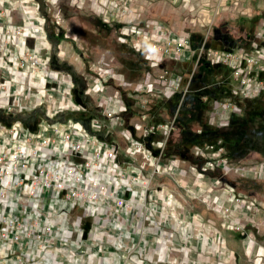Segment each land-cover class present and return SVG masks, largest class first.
<instances>
[{"label": "built area", "instance_id": "1", "mask_svg": "<svg viewBox=\"0 0 264 264\" xmlns=\"http://www.w3.org/2000/svg\"><path fill=\"white\" fill-rule=\"evenodd\" d=\"M46 23L36 1L0 0V264H109L122 254L142 264L136 254L144 251L146 231L158 215L163 222L172 215L161 210L172 206L174 194L159 180L183 172L184 160L163 157L201 59L226 73L220 84L230 95L200 97L210 108L208 125L220 129L240 111L241 100L264 95V45L214 50L205 37L193 49L189 34L137 20L119 30L118 42L151 68L163 60L190 63L188 75L156 79L147 72L132 85L97 62L83 82L54 63L65 54L48 39ZM257 39L264 43V31ZM131 88L137 99L179 95L175 113L164 123L146 121L121 95ZM205 150L196 155L206 160ZM221 153L187 170L224 183L209 174L229 172ZM263 173L261 166L256 175ZM222 187L224 200L246 214L261 210L234 186Z\"/></svg>", "mask_w": 264, "mask_h": 264}, {"label": "rangeland", "instance_id": "2", "mask_svg": "<svg viewBox=\"0 0 264 264\" xmlns=\"http://www.w3.org/2000/svg\"><path fill=\"white\" fill-rule=\"evenodd\" d=\"M55 2L47 3V37L65 55L63 62L54 63L61 64L60 67L68 72L74 69L78 79L83 82L88 81L89 68L97 62L109 64L116 74L124 76L132 85L141 82L147 72L156 79L162 76L170 78V74L182 77L188 75L190 63L163 60L158 68H151L141 55L118 42L119 30L137 20L141 23H161L175 33L189 34L193 49L199 47L205 37L206 47L214 50L251 49L264 45L257 39V35L264 31V0ZM203 62H207L205 57L201 59L191 80L189 94L194 99L192 109L185 113L180 109L178 112L176 129L167 142L163 159L184 160L199 167L205 159L196 155L198 151L206 149V160H210L212 152L220 148L229 172L213 170L209 174L220 177L224 183L234 186L237 192L256 200L261 210L254 215L249 214L245 224L253 233L250 238L264 242V173L261 177L256 175L264 166V95L241 100V109L231 115L229 124L220 129L212 126L214 129L206 131L202 142L195 132L202 130L210 108L201 104L200 97L205 95L219 99L230 95L229 87L220 84L225 71L199 70ZM121 95L127 100L129 109L136 111L135 114H145L146 121L158 123L171 118L178 105L175 101L179 103L180 99L179 95L167 99L159 92L137 99L133 96L132 88L121 90ZM142 100H146L144 105ZM159 181L166 183L167 178L160 177Z\"/></svg>", "mask_w": 264, "mask_h": 264}, {"label": "crops", "instance_id": "3", "mask_svg": "<svg viewBox=\"0 0 264 264\" xmlns=\"http://www.w3.org/2000/svg\"><path fill=\"white\" fill-rule=\"evenodd\" d=\"M188 165L180 161L183 172L160 182L174 194L172 206L161 210L172 215L166 222L159 215L155 218L146 231L144 251L136 257L144 260L142 264H264V242L250 238L253 233L245 224L249 214L224 200V183L210 176L199 180ZM109 264L132 262L122 254Z\"/></svg>", "mask_w": 264, "mask_h": 264}, {"label": "trees", "instance_id": "4", "mask_svg": "<svg viewBox=\"0 0 264 264\" xmlns=\"http://www.w3.org/2000/svg\"><path fill=\"white\" fill-rule=\"evenodd\" d=\"M206 69V70H210V71H212V69L214 70V69H216V70H219L217 67H214V68H211L209 65H208V63L207 62H203L202 63V65L200 66V68H199V70L200 69ZM211 68V69H210ZM215 71V70H214ZM201 72V71H200ZM216 72V71H215ZM201 74V73H200ZM198 76H201V75H198ZM197 78V77H196ZM197 79H200L201 80V78H197ZM199 80H196V82H198ZM203 81V80H202ZM178 101L176 100L175 101V103L176 104H178L177 103ZM193 102H194V99H193V96H192V94H189V95H187L186 97H185V99H184V101H183V103H182V105H181V111L182 112H189V111H191V109H192V106H193ZM193 118V117H192ZM201 128H202V136L201 135H196V136H198V137H200L201 139V141L203 142L204 140H203V137H204V135H205V133H206V131L207 130H210V129H214V128H212L210 125H208L207 124V121H205V123H204V125H202L201 126ZM213 133H215V132H213ZM195 136V135H194ZM197 137V138H198Z\"/></svg>", "mask_w": 264, "mask_h": 264}, {"label": "flooded vegetation", "instance_id": "5", "mask_svg": "<svg viewBox=\"0 0 264 264\" xmlns=\"http://www.w3.org/2000/svg\"><path fill=\"white\" fill-rule=\"evenodd\" d=\"M34 1H36L38 3V0H34ZM39 1L42 2V5L44 7L43 15H45V16H47V5H48L47 3L54 2V1H56L55 3L59 2V0H39Z\"/></svg>", "mask_w": 264, "mask_h": 264}, {"label": "water", "instance_id": "6", "mask_svg": "<svg viewBox=\"0 0 264 264\" xmlns=\"http://www.w3.org/2000/svg\"><path fill=\"white\" fill-rule=\"evenodd\" d=\"M38 5H39V8H40V12L43 14V11H44V7L42 5V2L38 0Z\"/></svg>", "mask_w": 264, "mask_h": 264}]
</instances>
